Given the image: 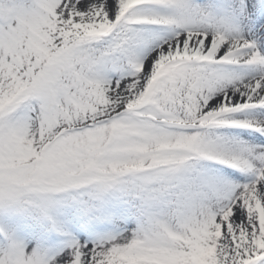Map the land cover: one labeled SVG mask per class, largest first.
I'll list each match as a JSON object with an SVG mask.
<instances>
[{"label": "snow or ice", "instance_id": "obj_1", "mask_svg": "<svg viewBox=\"0 0 264 264\" xmlns=\"http://www.w3.org/2000/svg\"><path fill=\"white\" fill-rule=\"evenodd\" d=\"M0 264H264V0H0Z\"/></svg>", "mask_w": 264, "mask_h": 264}]
</instances>
